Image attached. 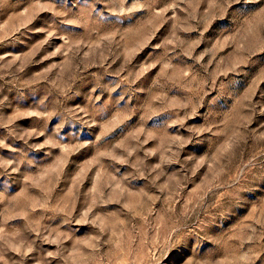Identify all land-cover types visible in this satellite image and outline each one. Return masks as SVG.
Masks as SVG:
<instances>
[{"label": "rangeland", "instance_id": "374dc122", "mask_svg": "<svg viewBox=\"0 0 264 264\" xmlns=\"http://www.w3.org/2000/svg\"><path fill=\"white\" fill-rule=\"evenodd\" d=\"M0 264H264V0H0Z\"/></svg>", "mask_w": 264, "mask_h": 264}]
</instances>
